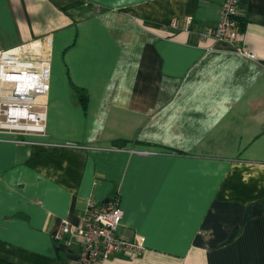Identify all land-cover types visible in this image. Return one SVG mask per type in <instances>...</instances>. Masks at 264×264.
Returning a JSON list of instances; mask_svg holds the SVG:
<instances>
[{
  "label": "crops",
  "instance_id": "1",
  "mask_svg": "<svg viewBox=\"0 0 264 264\" xmlns=\"http://www.w3.org/2000/svg\"><path fill=\"white\" fill-rule=\"evenodd\" d=\"M220 2L0 0V50L50 60L44 134L0 133V259L75 264L53 232L117 196L143 248L99 264H264V0L238 3L253 58L196 42Z\"/></svg>",
  "mask_w": 264,
  "mask_h": 264
},
{
  "label": "built area",
  "instance_id": "2",
  "mask_svg": "<svg viewBox=\"0 0 264 264\" xmlns=\"http://www.w3.org/2000/svg\"><path fill=\"white\" fill-rule=\"evenodd\" d=\"M238 3L239 0H221L215 25L200 31L196 42L211 39L213 43L233 46L240 55L253 58V54L235 46L242 32L238 24ZM191 20L189 15L183 17L185 29ZM168 26L176 28V19L172 18ZM206 50H213L212 44L206 46ZM49 79L50 60L37 48L19 45L0 50V133L14 137L27 133L44 134L46 105L43 99L49 89ZM121 215L117 196L102 202L87 200L80 224L72 227L62 219L52 239L60 240L66 246L77 243L75 264H99L115 253L134 256L143 248L142 237L129 241L117 234Z\"/></svg>",
  "mask_w": 264,
  "mask_h": 264
},
{
  "label": "trees",
  "instance_id": "3",
  "mask_svg": "<svg viewBox=\"0 0 264 264\" xmlns=\"http://www.w3.org/2000/svg\"><path fill=\"white\" fill-rule=\"evenodd\" d=\"M238 24L240 25V29L242 30V22L240 21V19L238 18ZM0 264H14V263H11V262H8V261H5L3 259H0Z\"/></svg>",
  "mask_w": 264,
  "mask_h": 264
}]
</instances>
